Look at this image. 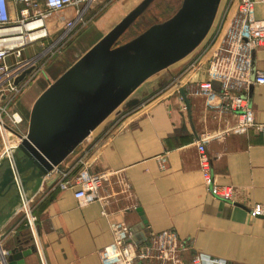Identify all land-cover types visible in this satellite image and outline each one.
<instances>
[{
  "label": "crops",
  "instance_id": "0c3cea01",
  "mask_svg": "<svg viewBox=\"0 0 264 264\" xmlns=\"http://www.w3.org/2000/svg\"><path fill=\"white\" fill-rule=\"evenodd\" d=\"M142 1L123 0L100 16H91L86 25L94 22L96 40L68 57L64 50L73 45L76 37L73 38L29 81L10 107L21 117L19 128L23 127L26 136L37 98ZM153 1L114 36L110 49L122 47L125 51L120 58L137 59L142 51L140 45L150 42L145 41L148 40L145 34L152 26L173 32L185 27L187 32L180 39L179 50L192 42L193 46L142 78L58 162L60 169L77 168V160L87 153V158L93 160V171L121 169L129 187L113 184L108 188L114 195L107 206L108 214L104 215L99 201L80 205L73 188L61 187L57 181L47 185L48 180L53 179L51 176H45L34 194H29L31 182L26 186L27 191L20 184L17 190L21 205L16 206V212L0 229V264H5L3 251L8 253L19 245L31 249L24 256L23 264H101L100 251L112 240L111 222H124L142 230L148 238L165 229H173L186 245L185 258L202 253L216 264H264V217L253 216L250 211L256 205H264L262 135L250 129L246 133H231L221 140H212L207 145L213 178L232 185L236 201L231 203L215 196L204 183L195 142L204 131L232 125L236 116L229 111L210 108L204 96L189 91H186L187 104L181 101L179 88L172 87V83L181 78L208 79L204 54L224 25L230 0H217L206 24L202 1L182 9L181 0L170 14L163 18L156 16V21L148 12ZM254 15L264 19V1H256ZM164 40L161 35L152 41L163 44ZM57 57L62 59L64 66L58 76L52 78L47 67ZM63 59L67 60V67ZM253 67L264 73V45L254 50ZM37 78H45L47 84L33 95L29 115L25 117L16 99ZM248 96L255 119L264 123V84L253 83ZM11 141L15 142L16 137L11 136ZM2 150L0 139V158ZM160 156L165 157L164 162ZM23 201L28 202L36 215L41 253L24 225ZM139 264H159V261L148 259Z\"/></svg>",
  "mask_w": 264,
  "mask_h": 264
},
{
  "label": "built area",
  "instance_id": "2783aa9c",
  "mask_svg": "<svg viewBox=\"0 0 264 264\" xmlns=\"http://www.w3.org/2000/svg\"><path fill=\"white\" fill-rule=\"evenodd\" d=\"M94 1L0 0V136L3 156L11 157L13 148L26 137L19 128L21 117L10 109L12 102L29 81L43 71L47 62L91 20L92 17L86 14ZM256 1L230 0L224 25L204 54L208 79L192 81L181 78L172 83L176 89L183 87L185 93L189 91L204 96L210 108L229 111L236 116L232 125L204 131L195 142L204 183L215 196L231 203L236 201L235 188L213 178L207 145L212 140H221L231 133H246L250 129L259 132L264 139V123L255 119L248 96L253 83L264 84L263 71H256L253 67L254 50L264 45V19L254 15ZM69 8L72 10L70 16L60 15L55 21L58 14ZM54 27L58 29L54 31ZM180 99L184 100L182 95ZM10 136H15L16 141L12 142ZM159 159L165 161L164 156ZM77 164V168L65 170L55 165L48 176L61 187L73 188L74 197L80 205L99 201L101 213L107 215V206L114 195L108 188L113 184L125 189L129 187L123 170L93 171V160L87 158V153L79 157ZM22 207L24 225L41 253L36 215L28 202L23 201ZM250 211L253 216L264 215V205H256ZM110 232L111 242L100 251L101 264H139L148 259H156L159 264L212 262L202 253L185 258L183 250L186 245L173 229H165L148 238L142 230L124 222H111ZM2 254L7 253L3 251Z\"/></svg>",
  "mask_w": 264,
  "mask_h": 264
},
{
  "label": "water",
  "instance_id": "95a60500",
  "mask_svg": "<svg viewBox=\"0 0 264 264\" xmlns=\"http://www.w3.org/2000/svg\"><path fill=\"white\" fill-rule=\"evenodd\" d=\"M150 1L144 0L135 7L112 32L37 98L30 113L27 136L13 148L11 157L0 158V229L16 212V206L21 205L18 185L21 184L27 191L26 186L31 182L29 194L36 193L45 176L58 165L68 150L102 120L142 78L193 46L192 42L185 49L179 50L180 39L187 32L185 27L174 32L168 29V33L167 28L160 30L158 26H152L145 34L148 39L145 41L150 42L140 45L142 51L137 59L120 58L121 52L125 51L122 47L110 49L114 36L138 16ZM199 1H202V12L205 13L203 17H207L206 24L217 0H183L182 9ZM161 35L165 37L163 44L152 41ZM179 92L188 104L185 89L180 87ZM16 177L19 178L18 181ZM54 181V178L48 180L47 185ZM30 250L23 245L10 249L4 257L5 264H23L24 256Z\"/></svg>",
  "mask_w": 264,
  "mask_h": 264
},
{
  "label": "rangeland",
  "instance_id": "374dc122",
  "mask_svg": "<svg viewBox=\"0 0 264 264\" xmlns=\"http://www.w3.org/2000/svg\"><path fill=\"white\" fill-rule=\"evenodd\" d=\"M123 1V0H122ZM121 0H96L94 1L91 5L90 8L87 11L86 16H93V18H96L97 16H100L103 12H105L110 6L113 4H118L122 2ZM128 1V0H127ZM181 0H154L151 5L149 6V13L152 15L153 20L156 21L157 17L163 18L166 15L170 14L173 8L179 6ZM70 11L71 9H66L64 12L58 14L55 17V21L58 20L61 16H70ZM94 22L85 25V30L79 34V32L73 37L74 43L73 45L68 46L64 51L65 55L70 57L72 55L73 51H79L85 49L88 45H90L94 40L97 38V32H96V27L93 24ZM145 23L143 22L142 25ZM54 31L58 29V27L53 28ZM79 34V35H78ZM62 59H58V57L51 62L48 67L47 71L50 77L54 78L58 76V73L61 72L64 64L61 62ZM64 63L66 64L67 67V60L63 59ZM57 75V76H56ZM47 84V81L45 78H37L34 82L31 83L30 87L27 89L26 92L23 93L20 97L16 99L17 106L19 110L23 113L25 117L29 115V103L33 98V95L38 93L42 87H44V84ZM23 127L20 126V130H22ZM11 137V136H10ZM1 143L3 146L2 138L0 136ZM213 262V261H212ZM211 264V262H210ZM214 264V263H213Z\"/></svg>",
  "mask_w": 264,
  "mask_h": 264
}]
</instances>
